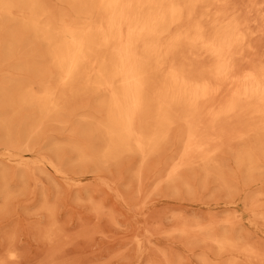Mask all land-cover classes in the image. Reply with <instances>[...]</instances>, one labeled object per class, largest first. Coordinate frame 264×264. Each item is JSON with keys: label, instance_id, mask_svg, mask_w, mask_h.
<instances>
[{"label": "bare ground", "instance_id": "1", "mask_svg": "<svg viewBox=\"0 0 264 264\" xmlns=\"http://www.w3.org/2000/svg\"><path fill=\"white\" fill-rule=\"evenodd\" d=\"M263 42L264 0H0V162L16 168L0 170V210L9 181L51 170L70 184L66 150L80 163L136 156L142 173L172 149L169 180L200 166L245 191L250 226L264 228ZM51 204L40 200V231L60 254ZM189 226L202 261L148 263L264 264L230 218ZM0 264L25 263L8 245Z\"/></svg>", "mask_w": 264, "mask_h": 264}, {"label": "rangeland", "instance_id": "2", "mask_svg": "<svg viewBox=\"0 0 264 264\" xmlns=\"http://www.w3.org/2000/svg\"><path fill=\"white\" fill-rule=\"evenodd\" d=\"M65 152L62 162L71 177L70 184L51 170L40 173L36 181H9L12 199L0 210V254L13 245L25 264L202 261L200 254L207 244L194 246L196 233L186 235L180 229L186 223L208 225L212 220L221 223L226 218L264 249V228L250 226L253 215L244 205L245 191L238 186L228 189L214 181L207 183L198 165L183 172L182 180H169L172 149L154 157L142 173H138L136 156L104 165L80 163L69 150ZM1 164L0 170L8 174L16 170L12 165ZM187 175L192 177L190 187L183 184ZM261 180L264 182V173ZM45 196L51 200L61 225L60 254L40 231L43 223L39 220L45 218L38 211ZM234 200L238 203H229ZM257 201L264 205V196ZM191 226L189 229H194ZM218 260L228 261V257L223 255L215 261Z\"/></svg>", "mask_w": 264, "mask_h": 264}]
</instances>
